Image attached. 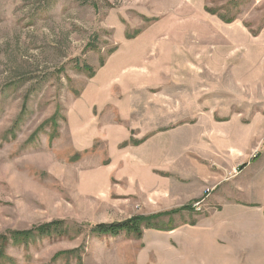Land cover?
Returning <instances> with one entry per match:
<instances>
[{
  "label": "rangeland",
  "instance_id": "rangeland-1",
  "mask_svg": "<svg viewBox=\"0 0 264 264\" xmlns=\"http://www.w3.org/2000/svg\"><path fill=\"white\" fill-rule=\"evenodd\" d=\"M54 220L0 264H264V0H0V235Z\"/></svg>",
  "mask_w": 264,
  "mask_h": 264
},
{
  "label": "trees",
  "instance_id": "trees-1",
  "mask_svg": "<svg viewBox=\"0 0 264 264\" xmlns=\"http://www.w3.org/2000/svg\"><path fill=\"white\" fill-rule=\"evenodd\" d=\"M233 20H226L227 24ZM253 34V33H252ZM254 35V34H253ZM128 38V37H127ZM132 38V37H131ZM129 38V39H131ZM82 69L88 73L92 72V68L84 65ZM136 145V143H134ZM126 145V144H125ZM245 164L240 166L243 169ZM192 209L191 205L183 206L166 212H159L149 216H133L123 221L113 223H101L90 227L89 231L97 238L101 237H118L125 235L134 238H140L144 229H164L162 224L158 221L165 216L177 215L181 212L189 211ZM70 229L67 224L62 220H54L48 223L40 224L28 230L21 231H7L5 234L0 235V258L4 255L5 248L9 246H26L30 241L35 238L44 237H63L68 236Z\"/></svg>",
  "mask_w": 264,
  "mask_h": 264
},
{
  "label": "crops",
  "instance_id": "crops-1",
  "mask_svg": "<svg viewBox=\"0 0 264 264\" xmlns=\"http://www.w3.org/2000/svg\"><path fill=\"white\" fill-rule=\"evenodd\" d=\"M228 26V25H227ZM230 28H234L236 29L235 32H239L241 33L244 30V25L242 24V22L240 20H233L230 24H229Z\"/></svg>",
  "mask_w": 264,
  "mask_h": 264
}]
</instances>
